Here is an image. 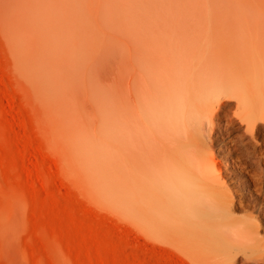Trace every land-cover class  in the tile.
I'll use <instances>...</instances> for the list:
<instances>
[{
	"label": "rangeland",
	"instance_id": "obj_1",
	"mask_svg": "<svg viewBox=\"0 0 264 264\" xmlns=\"http://www.w3.org/2000/svg\"><path fill=\"white\" fill-rule=\"evenodd\" d=\"M191 19L166 0H0V264H195L165 155ZM215 140L201 154L235 188Z\"/></svg>",
	"mask_w": 264,
	"mask_h": 264
},
{
	"label": "bare ground",
	"instance_id": "obj_2",
	"mask_svg": "<svg viewBox=\"0 0 264 264\" xmlns=\"http://www.w3.org/2000/svg\"><path fill=\"white\" fill-rule=\"evenodd\" d=\"M166 1L191 14L183 30L198 43L188 53L180 109L172 103L168 119L165 155L182 177L173 230L195 264H264V144L254 141L264 125V0ZM218 135L236 189L220 183L218 165L201 154Z\"/></svg>",
	"mask_w": 264,
	"mask_h": 264
}]
</instances>
